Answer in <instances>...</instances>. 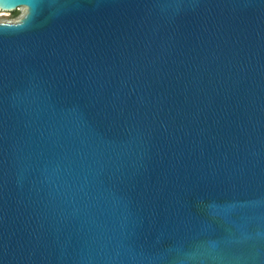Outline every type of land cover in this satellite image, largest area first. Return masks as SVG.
<instances>
[{
    "label": "water",
    "instance_id": "1",
    "mask_svg": "<svg viewBox=\"0 0 264 264\" xmlns=\"http://www.w3.org/2000/svg\"><path fill=\"white\" fill-rule=\"evenodd\" d=\"M0 264H264V0H0Z\"/></svg>",
    "mask_w": 264,
    "mask_h": 264
},
{
    "label": "clouds",
    "instance_id": "2",
    "mask_svg": "<svg viewBox=\"0 0 264 264\" xmlns=\"http://www.w3.org/2000/svg\"><path fill=\"white\" fill-rule=\"evenodd\" d=\"M28 16L29 8L27 6L20 7L17 10L0 8V26L7 25L8 28L23 27Z\"/></svg>",
    "mask_w": 264,
    "mask_h": 264
}]
</instances>
